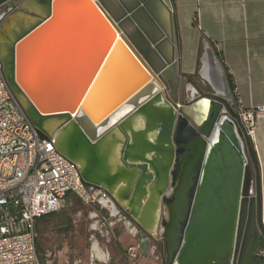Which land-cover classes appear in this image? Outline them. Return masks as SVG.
<instances>
[{
  "label": "water",
  "instance_id": "95a60500",
  "mask_svg": "<svg viewBox=\"0 0 264 264\" xmlns=\"http://www.w3.org/2000/svg\"><path fill=\"white\" fill-rule=\"evenodd\" d=\"M21 1L0 0V25L15 12L38 19L12 40L7 57H0L4 78L40 138L51 137L44 127L47 119H62L56 133L73 126L56 148L76 164L85 186L103 190L120 211L126 210L139 231L141 253L148 251L152 239H159L162 264H264V251L258 252L262 230L257 163L236 120L233 90L213 44L202 38L197 70L210 92L194 99L193 76L183 77L178 71L171 0H156L169 13V33L148 10L153 0H112L118 16L103 0H36L46 7L44 16L21 7ZM137 15L155 28L154 36L134 22ZM128 26L138 33L142 47L128 34ZM161 41L170 43L172 58L155 68L147 55L157 54ZM188 85L192 91L187 101ZM151 86L155 88L148 91ZM165 91L172 102H167ZM152 97L166 101L173 115L158 127L156 143L139 138L130 143L121 123L136 110L150 120L147 102ZM200 99L209 109L194 120L189 108ZM116 129L123 135L121 168L110 174L96 143ZM136 146L152 152L150 157L134 154L137 162L132 164L129 151ZM81 151L82 169L76 162ZM164 152L173 156L170 167L157 160ZM136 171L126 188L138 211L124 208L109 190L119 178ZM165 174L172 191L157 189V194L163 206L175 205L177 213L172 223L162 215L154 236L140 214L149 203L146 187Z\"/></svg>",
  "mask_w": 264,
  "mask_h": 264
},
{
  "label": "built area",
  "instance_id": "2783aa9c",
  "mask_svg": "<svg viewBox=\"0 0 264 264\" xmlns=\"http://www.w3.org/2000/svg\"><path fill=\"white\" fill-rule=\"evenodd\" d=\"M236 108V120L248 143L258 120L264 118V106ZM68 194L87 206L100 203L108 207L102 200L113 203L103 190L83 184L76 164L56 148L51 137H39L8 86L0 62V264H41L37 219L61 211ZM114 207L116 212L109 208L108 215H99L100 210L92 213L96 219L93 231H99V221L120 214ZM108 224L113 226L115 221L110 219ZM124 256L136 264L140 257L137 245L126 246Z\"/></svg>",
  "mask_w": 264,
  "mask_h": 264
},
{
  "label": "crops",
  "instance_id": "0c3cea01",
  "mask_svg": "<svg viewBox=\"0 0 264 264\" xmlns=\"http://www.w3.org/2000/svg\"><path fill=\"white\" fill-rule=\"evenodd\" d=\"M171 7L176 28L179 74L183 77L193 76L191 81L196 87H208L197 75L202 38H206L213 44L228 77L232 79L236 105L264 106V0H171ZM250 143L254 149L259 181L261 250L264 249V118L258 120ZM75 198L78 199L68 194L63 208ZM41 218L37 219V223ZM108 219L115 222L120 220L122 229L112 230ZM164 219L169 220L166 209ZM100 223L108 225L115 243L105 247L94 244L90 251L94 264H107L110 258L115 259L112 264H118L116 259L124 257V249L130 244L137 245L140 253L136 264H162L160 248L153 243L145 254L141 253L139 231L125 213L111 216ZM65 263L67 261L57 264Z\"/></svg>",
  "mask_w": 264,
  "mask_h": 264
},
{
  "label": "bare ground",
  "instance_id": "6f19581e",
  "mask_svg": "<svg viewBox=\"0 0 264 264\" xmlns=\"http://www.w3.org/2000/svg\"><path fill=\"white\" fill-rule=\"evenodd\" d=\"M103 1L106 9L114 15L118 16L119 12L115 7L114 2L112 0ZM123 1L129 2V0ZM20 6L26 8L27 10L36 12L38 16L46 15V7L39 4L36 0H22L20 2ZM147 6L155 23H157V25L163 32L169 33L170 17L168 11H166L156 0L149 2ZM37 20V18H28L22 16L18 12L9 15L6 19L3 20L0 25V57L2 59H5L7 57L8 47L10 46L12 40L20 36L23 31L31 27ZM134 22L138 26H142L150 36H154L156 34L155 28L148 21H146L143 16L137 15L134 19ZM126 29L128 34L137 43V45L142 47L143 42L134 28H130L128 26ZM147 58L151 66L155 68H157L160 63L165 64L168 61H171L172 55L170 43L166 41L159 42L157 46V54L150 53L147 55ZM154 88L155 86H151L148 91H152ZM147 105L149 106V110L151 112L150 120H147L145 113L136 110L121 123L123 130L129 136L130 143L136 142L137 138L147 142L156 143L158 127L162 126L167 116L173 115L170 105L160 97H152L147 102ZM207 108V101L204 99H200L189 108V112L194 120H200L207 111ZM61 120L62 119L59 120V118H50L44 122L45 129L47 130L48 134L51 135L54 144L59 148L73 129L72 125H66L61 130H59L58 133H56V126L60 123ZM122 141L123 135L116 129L113 131V133L107 134L96 143V149L98 153L103 156L106 170L110 174L120 170L121 168L119 155ZM151 152L152 150L150 149L136 146V148L130 149L128 161L132 164H135L137 160L134 159V154H140L143 157H150ZM157 160L160 164L165 162L170 167L173 163V156L172 154L170 155L167 152L159 153V155L157 156ZM84 161L85 153L81 151L76 159V162L80 169H82ZM137 173L138 171L130 173L131 175L129 174L127 177L119 178L109 187V190L124 208L130 206L132 209L138 211L136 202L131 199V196H129L128 194L129 190H127L126 188L127 183L129 184V186L133 183ZM168 185L169 178L167 174H165L161 175L158 179L154 177L150 186L146 187L149 197V203L147 205L146 212L141 213L140 216L143 215V224L152 232L153 235L156 233L157 227L160 225L158 219L161 208L165 207V209L168 211V223L174 222L172 219V215H175L177 213L175 205H171L169 208L167 206H163L160 195L157 194V189H160L165 193ZM170 191H172V189H170ZM103 202L104 200H102V203ZM104 205H107L111 209L112 213L116 212L113 203L109 204L106 201ZM155 235H157V233Z\"/></svg>",
  "mask_w": 264,
  "mask_h": 264
},
{
  "label": "rangeland",
  "instance_id": "374dc122",
  "mask_svg": "<svg viewBox=\"0 0 264 264\" xmlns=\"http://www.w3.org/2000/svg\"><path fill=\"white\" fill-rule=\"evenodd\" d=\"M195 88L197 92L194 95V99L204 96V93L210 92L209 87L195 86ZM191 91L192 87H186L184 90L187 101L191 98ZM164 93L167 102H172L168 91ZM95 211H99V215H108L110 210L109 207L103 205L101 207L100 203L91 206L84 205L75 198L58 213L42 217L37 223L36 240L37 252L41 264H57L59 261H67L65 264H74L75 261H78V264H94L90 259L91 247L96 243L103 247L115 243L107 224L102 225L99 221L96 227L100 230H92L96 221L92 213ZM125 212L126 210H122L119 212V215L121 216ZM164 213L165 207H163L162 217H164ZM111 228L112 230L122 229L121 221H116ZM159 242V239H152V243L157 248ZM263 251V248L258 250L260 253ZM48 254L50 256H47ZM113 261L115 259L110 258L107 264H112ZM116 261L118 264H131L125 256H122L118 260L116 259Z\"/></svg>",
  "mask_w": 264,
  "mask_h": 264
},
{
  "label": "trees",
  "instance_id": "16d2710c",
  "mask_svg": "<svg viewBox=\"0 0 264 264\" xmlns=\"http://www.w3.org/2000/svg\"><path fill=\"white\" fill-rule=\"evenodd\" d=\"M229 83H230L231 89L234 90L233 83H232V79H231L230 76H229ZM234 97H235V95H234ZM248 146H249V149L251 150V152H252L253 155H254V149H253V146H252V144H251L250 142H248ZM262 246H263V242H262V237H261V246H260V248H261Z\"/></svg>",
  "mask_w": 264,
  "mask_h": 264
},
{
  "label": "flooded vegetation",
  "instance_id": "af4514ba",
  "mask_svg": "<svg viewBox=\"0 0 264 264\" xmlns=\"http://www.w3.org/2000/svg\"><path fill=\"white\" fill-rule=\"evenodd\" d=\"M161 244H162V243H161V241H160V242H159V245H158V248H160V247H161Z\"/></svg>",
  "mask_w": 264,
  "mask_h": 264
}]
</instances>
